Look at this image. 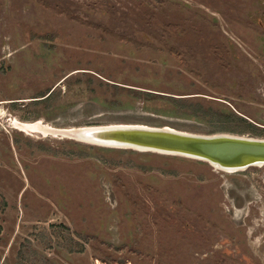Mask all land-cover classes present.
<instances>
[{
	"label": "rangeland",
	"instance_id": "rangeland-1",
	"mask_svg": "<svg viewBox=\"0 0 264 264\" xmlns=\"http://www.w3.org/2000/svg\"><path fill=\"white\" fill-rule=\"evenodd\" d=\"M16 121L264 139V0H0V264H264V164Z\"/></svg>",
	"mask_w": 264,
	"mask_h": 264
},
{
	"label": "water",
	"instance_id": "water-1",
	"mask_svg": "<svg viewBox=\"0 0 264 264\" xmlns=\"http://www.w3.org/2000/svg\"><path fill=\"white\" fill-rule=\"evenodd\" d=\"M91 127V126H88ZM84 136L100 137L103 139H113L118 142H131L143 146H149L162 151L165 154H175L174 151L188 154L192 157L207 161L211 164H218L221 167H249L254 162L261 161L264 164V141L247 140L223 135L209 137H195L189 135H180L163 131H140L125 130L121 137L114 136L110 138L112 131H88ZM128 139L126 135H132ZM102 147H111L99 145ZM113 147V146H112ZM144 151H151L150 149ZM171 151V152H169ZM156 152V151H155ZM213 164H211L213 166ZM219 168V166L217 167ZM223 169V168H220Z\"/></svg>",
	"mask_w": 264,
	"mask_h": 264
},
{
	"label": "bare ground",
	"instance_id": "bare-ground-1",
	"mask_svg": "<svg viewBox=\"0 0 264 264\" xmlns=\"http://www.w3.org/2000/svg\"><path fill=\"white\" fill-rule=\"evenodd\" d=\"M16 126L23 129V130H34V131H40L43 132L44 134H48V133H52L54 135H64L67 137H72L76 140L79 141H84V142H88L90 144H95V145H104V146H113V148H128V149H135V150H139V151H144L147 149H150L151 151H156V152H167V151H162L156 148H152L149 146H143V145H139V144H135V143H131V142H118L115 141L113 139H103L100 137H91V136H84L85 133H89L88 131H98V130H102V131H112L109 132L108 134H111L110 138H113L114 136L116 137H121L125 130H140V131H163V132H169V133H175V134H180V135H189V136H195V137H209V136H217V135H223V136H229V137H235V138H241V139H247V140H259V139H255V138H249V137H244V136H236V135H230V134H216V135H195V134H189V133H183V132H179V131H175L169 128H152V127H147V126H106V127H85V128H76V129H68V130H55L50 126H44L41 123H25V124H21L20 122L16 121ZM39 133V132H38ZM42 134V133H40ZM43 135V134H42ZM136 134H132V135H126L128 136V139H131L132 136H135ZM36 136H40V135H36ZM44 136V135H43ZM263 140L264 139H260ZM171 152V151H169ZM175 153L174 155H180V156H188V154H184V153H180V152H172ZM254 162H252V165H258L261 166L263 165L261 163V161L258 160H252ZM211 164H213L211 162ZM251 165V166H252ZM214 167H218L223 168L222 170L227 171V172H235V171H239L247 168L246 166H241L239 167L240 169H237V167H221L220 165L214 163L213 164Z\"/></svg>",
	"mask_w": 264,
	"mask_h": 264
}]
</instances>
